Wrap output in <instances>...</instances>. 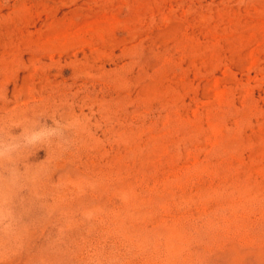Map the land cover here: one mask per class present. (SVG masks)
<instances>
[{"label":"rangeland","instance_id":"374dc122","mask_svg":"<svg viewBox=\"0 0 264 264\" xmlns=\"http://www.w3.org/2000/svg\"><path fill=\"white\" fill-rule=\"evenodd\" d=\"M0 264H264V0H0Z\"/></svg>","mask_w":264,"mask_h":264}]
</instances>
